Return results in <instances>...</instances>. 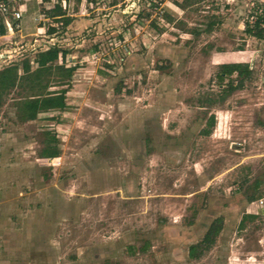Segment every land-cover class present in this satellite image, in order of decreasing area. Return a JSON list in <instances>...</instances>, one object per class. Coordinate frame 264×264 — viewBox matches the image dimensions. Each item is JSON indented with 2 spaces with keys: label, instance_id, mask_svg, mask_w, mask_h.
<instances>
[{
  "label": "rangeland",
  "instance_id": "374dc122",
  "mask_svg": "<svg viewBox=\"0 0 264 264\" xmlns=\"http://www.w3.org/2000/svg\"><path fill=\"white\" fill-rule=\"evenodd\" d=\"M88 4L92 26L1 47L8 66L58 46L75 71L46 91H67L64 111L22 121L28 91L2 97L0 264H264V35L245 33L247 0ZM232 63L250 76L228 92L236 73L216 74ZM51 138L59 156L42 159ZM217 218L214 243L188 256Z\"/></svg>",
  "mask_w": 264,
  "mask_h": 264
},
{
  "label": "trees",
  "instance_id": "16d2710c",
  "mask_svg": "<svg viewBox=\"0 0 264 264\" xmlns=\"http://www.w3.org/2000/svg\"><path fill=\"white\" fill-rule=\"evenodd\" d=\"M43 2H49L50 0H42ZM59 8L55 7L54 15L61 16ZM58 22L62 23V26L67 27L71 22L70 18L61 17ZM55 31L54 28L48 30L49 34ZM3 32L0 28V34ZM245 33L249 36L261 39L263 37L262 32L258 29V23L254 27H250L248 24L245 28ZM68 52L62 50L58 46L48 47L46 50L37 52L31 62L29 58L23 60L20 64H11L0 70V106L2 97L13 88L20 87L28 91V97L23 98L20 106V119L22 121H32L36 118L40 112L49 111H64L67 107L66 104V90L60 89L58 91L46 92L52 82L54 86L64 87L68 86L72 74L75 71L74 67H65L63 60ZM32 64L35 65V69L32 70ZM21 70L22 74H19ZM236 73V77L239 79L238 86L233 85V81H229L228 92H231L238 87H241L243 80L250 76L249 66L247 64H222L219 67V71L216 74L217 80L221 83L224 79L230 77ZM52 79V81H51ZM214 117L210 116L206 122V127L202 130L203 135H209L211 128L214 125ZM39 156L42 159H54L59 156V150L56 147L55 139L51 138L46 142L45 147L39 152ZM258 187V182L254 183V188ZM260 196L252 193L247 197L248 202L259 199ZM254 216H246L243 220L253 218ZM243 226L240 224V227ZM222 227V220L220 218L215 219L207 231L205 232L202 240L189 247L188 256L192 258L198 257L199 251L209 248L215 241V238L219 234Z\"/></svg>",
  "mask_w": 264,
  "mask_h": 264
},
{
  "label": "crops",
  "instance_id": "0c3cea01",
  "mask_svg": "<svg viewBox=\"0 0 264 264\" xmlns=\"http://www.w3.org/2000/svg\"><path fill=\"white\" fill-rule=\"evenodd\" d=\"M36 2V8L34 9L33 12H31L32 20L35 24V32H24L21 29L20 21L17 23L14 22L11 18H9V24L11 25L12 31L9 30V27H7L5 24L0 25V28H2L3 32L0 34V52L3 51V48L1 47L5 44L7 47V44L11 43V41H8V38L13 37L15 34H20L21 37H23V34L28 35H37V33H49L48 30L50 28H46L43 26H38V24L43 21V22H49V27L52 28H58V25L62 26L61 22H58L57 18L64 17V18H70L71 22L69 25L65 28L67 31L68 29L72 28L74 24H76V28H82V27H89L92 26V19H86L85 16L88 15L86 14L87 9H88V3L91 2V0H50L49 2H43L42 0H20L16 4L19 5L20 11L25 14V11L28 9V3L30 2ZM73 5V7H71ZM43 7L46 11V13H40L38 10L39 8ZM55 7L59 8V13L62 14L61 16H52L54 15L53 12L55 11ZM91 21V22H90ZM54 33V32H53ZM51 33V34H53ZM55 34V33H54ZM67 34V33H66ZM70 54V53H68ZM66 67V65H65Z\"/></svg>",
  "mask_w": 264,
  "mask_h": 264
},
{
  "label": "built area",
  "instance_id": "2783aa9c",
  "mask_svg": "<svg viewBox=\"0 0 264 264\" xmlns=\"http://www.w3.org/2000/svg\"><path fill=\"white\" fill-rule=\"evenodd\" d=\"M20 0H0V25L5 24L12 31L11 25L9 24V18L14 22L21 20V11L19 5L16 3ZM229 4L234 0H223ZM247 11L246 20L250 27H254L258 23V29L264 35V0H247ZM51 47L50 45L47 46ZM7 52H0V70L6 66V54ZM9 63H7L8 65Z\"/></svg>",
  "mask_w": 264,
  "mask_h": 264
}]
</instances>
